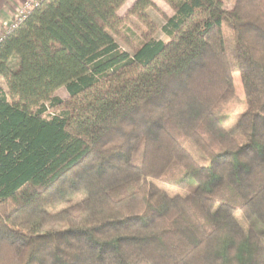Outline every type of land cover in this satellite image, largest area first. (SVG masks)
<instances>
[{"label":"trees","instance_id":"obj_1","mask_svg":"<svg viewBox=\"0 0 264 264\" xmlns=\"http://www.w3.org/2000/svg\"><path fill=\"white\" fill-rule=\"evenodd\" d=\"M126 1L47 0L0 45V264H264V0H161L168 41L133 55L110 34ZM232 73L246 109L227 130Z\"/></svg>","mask_w":264,"mask_h":264},{"label":"rangeland","instance_id":"obj_2","mask_svg":"<svg viewBox=\"0 0 264 264\" xmlns=\"http://www.w3.org/2000/svg\"><path fill=\"white\" fill-rule=\"evenodd\" d=\"M224 9L231 11L235 5L236 0H222ZM135 0H127L126 3L119 9L118 18L121 23L118 27H113L110 30V34L113 36L115 42L120 48L130 55H133L137 49L147 40L152 39L155 41L167 42V37L162 33L161 28L164 26L167 18L173 15V10L163 1L154 0L155 4L153 8L147 9L143 13L141 18L138 13H132L131 10L135 4ZM225 35L228 37L229 32L224 27ZM232 79L234 83L233 97L230 101L222 105L221 114L226 117L225 128L227 130L233 129L238 118L244 113L246 109V101L240 82L238 73H232ZM0 88L7 92L5 80L0 77ZM53 97L60 99L63 103L68 101V95L64 88H60L53 93ZM47 108V115L56 114L60 109H52L49 104H45ZM237 141L242 144L244 140L239 136L236 137ZM185 149L189 155L199 164L207 165V161L203 157L202 153L195 146L191 140L185 142ZM188 180V179H187ZM152 182L161 190L165 191L169 196H185L188 191L186 188L187 182L178 187L167 185L158 180H152ZM83 193L76 194L71 197L69 203H59L49 208L51 214L57 213L63 209L72 207L84 199ZM236 217L241 223L244 224L245 219L240 213L236 214ZM246 224L250 225L254 230L258 228L255 220L247 221ZM67 229L64 223L52 222L47 223L41 227L32 226L26 230L25 233L30 236L42 235L51 232H59ZM260 228L257 229L259 233ZM261 242L264 244V236L259 234Z\"/></svg>","mask_w":264,"mask_h":264},{"label":"built area","instance_id":"obj_3","mask_svg":"<svg viewBox=\"0 0 264 264\" xmlns=\"http://www.w3.org/2000/svg\"><path fill=\"white\" fill-rule=\"evenodd\" d=\"M47 0H25L17 6L9 15L8 22L0 30V45L7 38L12 36L29 19L31 14L40 9Z\"/></svg>","mask_w":264,"mask_h":264},{"label":"crops","instance_id":"obj_4","mask_svg":"<svg viewBox=\"0 0 264 264\" xmlns=\"http://www.w3.org/2000/svg\"><path fill=\"white\" fill-rule=\"evenodd\" d=\"M25 0H0V30L8 22L10 13ZM134 1V0H133ZM137 1V0H135ZM155 4L154 0H150ZM118 15V14H117Z\"/></svg>","mask_w":264,"mask_h":264}]
</instances>
